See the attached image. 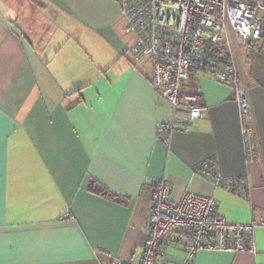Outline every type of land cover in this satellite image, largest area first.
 <instances>
[{"label": "crops", "instance_id": "crops-1", "mask_svg": "<svg viewBox=\"0 0 264 264\" xmlns=\"http://www.w3.org/2000/svg\"><path fill=\"white\" fill-rule=\"evenodd\" d=\"M19 4L26 20L0 0V264L138 262L150 182L162 177L173 201L190 190L212 197L228 221H264L263 52L236 54L259 147L246 162L230 87L203 74L183 88L202 116L168 143L158 137L159 123L187 109L156 93L149 59L132 60L134 35L116 1ZM205 159L233 186L194 174ZM242 183V193L232 189ZM176 237L158 261L180 262ZM254 241V253L203 249L192 264H264V225Z\"/></svg>", "mask_w": 264, "mask_h": 264}, {"label": "built area", "instance_id": "built-area-1", "mask_svg": "<svg viewBox=\"0 0 264 264\" xmlns=\"http://www.w3.org/2000/svg\"><path fill=\"white\" fill-rule=\"evenodd\" d=\"M124 20V30L134 35L130 48L134 62L149 59L151 85L174 110L186 108L185 117L172 116L157 125L158 137L168 143L174 129L187 130L202 116L197 96L184 91L192 73H199L230 87L240 118L246 162L259 154L255 124L242 73L236 64L239 48L264 53V0H114ZM194 174L215 186L232 187L233 179L222 178L215 162L198 163ZM233 190L242 193L244 184ZM150 207L147 237L138 262L112 258L108 264H167L158 261L164 240L181 245L177 264H192L199 250L255 252L254 228L264 221L231 222L216 212L212 197L187 190L171 199V186L162 178L149 187ZM110 256L109 253H107Z\"/></svg>", "mask_w": 264, "mask_h": 264}, {"label": "rangeland", "instance_id": "rangeland-1", "mask_svg": "<svg viewBox=\"0 0 264 264\" xmlns=\"http://www.w3.org/2000/svg\"><path fill=\"white\" fill-rule=\"evenodd\" d=\"M9 6H11L12 10L15 11L14 14L16 17H23L24 20L29 18V16H26V12L24 11L25 7H22L19 3L21 0H6ZM32 18V17H30Z\"/></svg>", "mask_w": 264, "mask_h": 264}, {"label": "trees", "instance_id": "trees-1", "mask_svg": "<svg viewBox=\"0 0 264 264\" xmlns=\"http://www.w3.org/2000/svg\"><path fill=\"white\" fill-rule=\"evenodd\" d=\"M185 91V90H184ZM185 93H189V94H193V95H195L193 92H191L190 90L188 91H185ZM195 96H197V95H195Z\"/></svg>", "mask_w": 264, "mask_h": 264}]
</instances>
